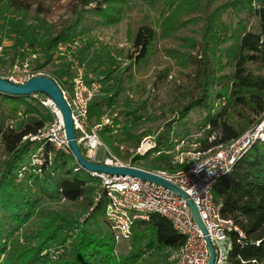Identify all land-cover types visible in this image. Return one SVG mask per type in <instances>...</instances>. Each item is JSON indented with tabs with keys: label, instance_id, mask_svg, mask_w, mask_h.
<instances>
[{
	"label": "trees",
	"instance_id": "1",
	"mask_svg": "<svg viewBox=\"0 0 264 264\" xmlns=\"http://www.w3.org/2000/svg\"><path fill=\"white\" fill-rule=\"evenodd\" d=\"M6 1L16 11H28L31 6L28 0ZM158 1L159 14L150 18L141 13L144 3L133 17L132 0H74L71 16L61 25H49L39 36L35 50L41 56L35 64L52 63L58 43L84 33L89 21L108 27L125 17L134 18L132 40L137 54L133 64L140 66L161 55L188 70L183 74L187 84L177 87L178 95L169 108L174 118L153 130L117 128L145 121L140 112L147 110L148 100L136 107L116 108L126 89H133L134 84L142 87L132 64L123 68V76L106 95L92 100L89 121L97 125L111 114L113 125L103 126L99 134L117 156L139 167L167 169L159 161L149 162L151 153L134 155L133 150L152 134H156L155 151L169 148L174 124L193 110L206 113L201 149L236 140L263 117L264 0H258L259 6L250 13L258 17V31L249 30L239 15L236 21L226 22L229 12L238 11L239 0ZM42 10L41 5L36 8L37 13ZM217 31L222 34L214 45ZM222 44L228 45L221 48ZM254 64L258 71L252 69ZM170 72L171 66L164 67L157 81L163 82ZM41 97L0 91V264H147L146 257L153 252L162 255L182 247L185 236L169 219L152 214L148 220L134 221L131 237L123 240L131 248L118 253L121 241L106 212L109 199L105 195L98 199L101 179L82 168L73 153L51 143L44 145L43 163H33L41 143L31 136L38 135L54 117ZM160 118L153 115L148 120ZM212 194L222 206L223 217L233 220L242 232L229 233L231 264H264V141L256 142L220 178Z\"/></svg>",
	"mask_w": 264,
	"mask_h": 264
},
{
	"label": "built area",
	"instance_id": "2",
	"mask_svg": "<svg viewBox=\"0 0 264 264\" xmlns=\"http://www.w3.org/2000/svg\"><path fill=\"white\" fill-rule=\"evenodd\" d=\"M259 6L258 0H252ZM82 46L80 37L61 41L54 49L55 58L69 63L71 81L60 84L63 96L71 108V115L79 143L85 157L92 162L114 167H137L178 185L198 207L200 216L207 228L208 236L215 248L214 264H231L229 252L232 246L229 233L239 231L231 219L224 218L222 206L212 194V190L220 178L233 170L235 163L259 141H264V115L261 120L230 143H223L209 149H201L197 139L174 137L169 148L155 151V137H144L139 146L133 150L134 155L151 157L170 155L167 169H150L134 165L131 160L117 156L100 137L99 131L105 126L113 125L112 116L106 114L102 122L92 125L89 121V107L92 100L102 92V82L86 65L78 59ZM3 47L0 45V53ZM40 53L34 51L29 59L14 61L4 76L15 83H25L33 77L47 75L45 68L38 67L35 59ZM0 56V69L2 65ZM54 58V59H55ZM39 98L40 93H33ZM54 117L32 140L41 145L35 149L33 163L42 164L44 145L53 144L65 153H72L70 139L67 137L62 113L58 106L49 98L41 97ZM116 115V114H115ZM92 176L101 179V192L98 199L105 195L108 199L107 217L119 241L129 239L132 225L136 220H148L152 214H159L171 221L173 227L186 238L179 249L169 250V264H208L211 257L210 247L192 213L188 198L176 193L162 184L139 177L122 174H109L87 170Z\"/></svg>",
	"mask_w": 264,
	"mask_h": 264
},
{
	"label": "rangeland",
	"instance_id": "3",
	"mask_svg": "<svg viewBox=\"0 0 264 264\" xmlns=\"http://www.w3.org/2000/svg\"><path fill=\"white\" fill-rule=\"evenodd\" d=\"M73 1L28 0L31 3L28 11H16L8 7L6 0H0V45L3 47L0 56L3 57L2 62L3 60L8 61L5 65H1L0 75L1 73L5 74L10 67L13 55L16 57L15 61L31 57V54L36 51L35 47L38 45L39 36L44 33L45 28L51 24L61 25L71 16ZM141 3H144L141 13L147 14L150 18L158 16L160 5L158 0H132L133 17L139 14L138 9ZM39 5L42 6L43 10L37 13L36 8ZM255 8L256 6L253 5L252 0H239L238 11L236 13L233 11L229 12L225 16V20L226 22L230 20L236 21L237 15H239L246 19L249 30L258 31V17L250 16V13H253ZM88 24L83 30L84 33L78 32L69 40L80 37L82 46L79 49L78 59L86 65L89 72H93L101 80L102 92L98 96L106 95L115 81L123 76V68L134 63L133 57L137 54L132 40L135 21L134 18L125 17L122 22L108 27L92 21H89ZM221 34V31H217L214 34V45H216V41ZM227 45L222 44L221 48ZM167 66H171L170 75L163 82H158L159 72ZM252 69L257 70L256 64L252 66ZM45 70L46 73L57 78L61 84H68L71 81L69 63L61 58L56 57L52 63L46 66ZM111 71V76L106 78ZM133 71L139 82H141L142 87L134 84L133 89H126L116 102V108L136 107L143 101L148 100L147 110L140 112L145 121L139 122L140 124L137 126L133 124H118L117 128H120L121 131L129 130L133 132L144 129L153 130L157 126L164 125L165 122L172 120L174 116L170 113L169 108L178 95L177 87L187 84L188 80L183 74H186L188 70L179 68L170 58L158 55L140 66L133 64ZM155 82L157 83L155 84ZM126 85L128 86L129 84ZM205 114L204 111L201 112L199 109H195L186 119L175 123L176 134L173 133L172 138L187 137L189 140L197 139L199 141L205 132V122L203 120ZM108 115L112 116L111 114ZM153 115H161L163 118L148 120ZM225 126L228 127L227 124ZM149 136L155 137L156 134ZM169 158L170 155L164 153L157 157L150 156L148 161L156 160L163 164L164 167H168ZM124 160L128 161L130 159ZM130 248L129 242L121 241L118 253L125 254ZM168 257L169 250H166L165 254L162 255L153 252V254L146 257V262L147 264H167L169 263Z\"/></svg>",
	"mask_w": 264,
	"mask_h": 264
},
{
	"label": "water",
	"instance_id": "4",
	"mask_svg": "<svg viewBox=\"0 0 264 264\" xmlns=\"http://www.w3.org/2000/svg\"><path fill=\"white\" fill-rule=\"evenodd\" d=\"M0 91L14 95L40 93L45 97H49L58 106L62 113L66 134L71 142L72 153L82 168L109 174L131 175L145 180H150L167 186L181 196L188 198L194 218L203 233L206 235V240L210 247L211 257L208 264H214L216 252L214 246L212 245L211 239L208 236L207 228L200 216L197 205L191 198L188 197V194L183 189L166 178L141 168L108 166L105 164L89 161L85 157L79 143L77 142L76 131L71 115V108L63 96L61 86L55 79L47 75H40L31 78L25 83H15L7 77L0 76Z\"/></svg>",
	"mask_w": 264,
	"mask_h": 264
}]
</instances>
